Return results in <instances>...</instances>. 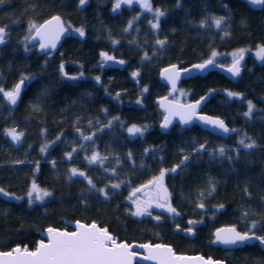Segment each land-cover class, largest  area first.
<instances>
[{"label":"trees","instance_id":"obj_1","mask_svg":"<svg viewBox=\"0 0 264 264\" xmlns=\"http://www.w3.org/2000/svg\"><path fill=\"white\" fill-rule=\"evenodd\" d=\"M114 2L0 3V189L8 193L0 192V250L34 249L46 227L71 229L66 221L79 219L97 221L122 241L164 242L176 252H200L229 264H264L257 246L227 252L211 244L221 225L264 234V60L256 55L264 47V6L151 0L153 10L165 12L154 29V16L136 17L135 10L114 14ZM55 14L73 34L56 54L40 55L27 39L33 25ZM240 50L247 53L245 71L235 81L212 71L180 85L188 100L211 93L203 111L222 117L236 133L225 139L196 125L161 133L155 100L168 89L160 69L188 66L213 53L226 65ZM102 53L119 64L103 67ZM22 79L21 101L11 109L4 93ZM133 126L143 134L130 135ZM9 129L22 132L18 143L9 139ZM93 155L98 159L89 163ZM162 171L177 216L159 223L131 217L126 199L132 188ZM33 184L51 195L30 197ZM187 227L197 230L194 238L183 233Z\"/></svg>","mask_w":264,"mask_h":264},{"label":"snow or ice","instance_id":"obj_2","mask_svg":"<svg viewBox=\"0 0 264 264\" xmlns=\"http://www.w3.org/2000/svg\"><path fill=\"white\" fill-rule=\"evenodd\" d=\"M3 0H0L2 3ZM86 0H80L81 5H83ZM121 2L131 4L133 0H117L115 5V9L120 7ZM139 2V0H137ZM253 4L262 3L264 0H251ZM148 11H151V6L148 3V0H144L142 5ZM164 13L157 12V23L152 24V27L158 28V18L162 16ZM222 18L216 19L215 23L217 27L221 25ZM131 26V23L130 25ZM33 27H36L33 25ZM66 31L65 26L60 22L59 17H54L53 20L48 21L45 25H42L36 28V36L33 39H39L41 41L40 48L41 50H46L48 48H55L57 42L60 39V36L64 34ZM79 31L80 36L84 35L82 30ZM3 33L4 29L0 28V43H3ZM158 43L163 47L164 41H158ZM103 59L112 60L113 57L107 56L106 54H101ZM257 57L261 60H264V47L258 49L256 53ZM216 53H213V58L209 59L203 64L195 65L196 69L203 71L209 65L214 64V58ZM233 63L232 66L228 69L229 72L232 73L233 76H238L240 74V62L244 58V50H240L238 52H234ZM120 63H123L122 61ZM63 66H61V70ZM190 72V70H188ZM167 75V79L169 83H171L172 88L175 90L176 81L179 79L180 73L178 70H173L169 72V70H165ZM135 75V74H134ZM75 79V77H72ZM97 81H99V77H97ZM21 84H23V80H21L20 84H18L12 92H6L4 95L7 99L15 104L17 97L19 96L21 90ZM2 91V90H0ZM146 91V89H145ZM229 96L235 95L234 93H228ZM165 101L167 97L164 98ZM139 103V101H137ZM197 105H187L183 106L179 103L176 104H164L161 102V106L165 108V111L168 112V116L165 117L164 123L161 125L163 128H167L169 124H171V118L173 116H178L182 124H190L192 120L196 117V108ZM251 102H249V112L252 110ZM247 115V113H246ZM203 120L206 124H212L217 128L222 129L227 132L228 129L225 127L224 122L220 120H209L205 117H198ZM130 135L135 136L136 134H143V130L141 128L133 126L128 129ZM12 136L14 141L19 140V136L13 130L9 133ZM85 139H91V137H85ZM241 144H244V141H240ZM247 148H251L253 144H245ZM44 151V149H41ZM221 154H223V149H221ZM98 159L97 155H93L89 159V163H93ZM176 169L173 168L174 172ZM73 175H81L84 173H78L76 169H72ZM165 172L162 171L160 176L156 178L155 181L151 182L155 185L154 193L149 196V200L142 206L137 203V210L132 213L135 216L142 215H151L148 211L150 207L155 206L156 208L165 209L169 213L175 214L176 210L172 208L168 204V193L167 189L163 187V179ZM91 183V181H89ZM113 187H119V185H113ZM144 187H148L145 185ZM137 192L142 191V189H137ZM0 192H3L0 189ZM36 193V199L42 200L43 197L51 195L48 192H43L41 194L40 190L37 188L35 184L32 186V192L29 193V196H32V193ZM3 195L7 196L8 193L3 192ZM135 195V193H133ZM148 195V193H145ZM202 207V205H201ZM155 219H159V217H154ZM189 223H194L193 221H189ZM255 227V225H253ZM79 231L77 232H58L52 228L48 229V243L41 242L38 248L35 251H28L24 249L21 251L20 248H16L13 251L17 253L13 259L15 264H133V259L137 256V253L130 251V247L127 244L120 243L117 244L113 237L108 233L106 229H100L95 224L91 226H85L82 224H78ZM253 237L249 236L247 233L241 234L237 232L234 228L232 229H221L216 233V240L223 244H236L237 242H245L251 240ZM259 239L261 244H264V238L256 237ZM139 247L144 248L147 251L146 256H142L141 259L144 260H153L156 261V264H177L178 261H183L189 258L185 257H176L172 253L170 248H166L163 245H140ZM7 256L13 257L12 252L8 253H0V257ZM199 259V258H194ZM3 264H8L7 261H4ZM210 264V262H207Z\"/></svg>","mask_w":264,"mask_h":264},{"label":"water","instance_id":"obj_3","mask_svg":"<svg viewBox=\"0 0 264 264\" xmlns=\"http://www.w3.org/2000/svg\"><path fill=\"white\" fill-rule=\"evenodd\" d=\"M139 1H142V0H139ZM241 1L245 2L246 4H248L254 10H260L264 6V2L253 4L251 2V0H241ZM134 2H137V0H133L132 3H134ZM121 3H123V2H121ZM124 4H127V3H124ZM54 17H59L60 22L65 26L66 31L64 32L63 35L60 36V39L57 42L56 47L54 49L53 48H48L46 50H41V48H40L41 41L38 38L37 39H33V37L36 36V28H38V27H40L42 25H45L48 21L53 20ZM72 34H73V30L69 26L66 25L63 17L60 14H55V15H52L49 18L45 19L44 21H42L40 24H38L34 28V30L32 31L31 35L27 39V45L29 47L35 46L38 54H40V55L48 54L49 56H52V55L56 54L59 51V49L63 45L65 39L68 38L69 36H71ZM78 35L80 36V34H78ZM105 54L107 56H110L107 53H105ZM246 58H247V53L245 52L244 53V58L240 62V74L238 76H233L232 73L228 71V69L232 66L233 61L230 64H226L225 65V64L219 63L216 60H214V64L209 65L203 71H201L199 69H196L194 67L195 65L203 64V63H205L206 61H208L209 59H212V58H208V59L203 60V61L195 62V63L190 64L188 66H180L179 64L174 63V64H169V65H166V66L162 67L160 69V71H159V80L167 87L168 91H167L166 94H164V95H162L160 97H157L156 100H155L159 110L162 113V118H161V120H160V122L158 124L159 131L161 133L165 134L171 128H173L175 126H179L181 128L186 129V128H191V127L196 125V126L200 127L201 129H203V130H205V131H207V132H209V133H211L213 135H216V136H219V137H222V138H225V139H227L230 136L234 135L236 133V131H237L236 127H232V126L228 125L227 122L220 116L212 115V114H209V113L203 111L204 106L210 100L211 93H206V94H204V95H202V96H200V97H198V98H196L194 100H190L189 102H183V101L176 100L174 98V96L177 94V92H178V90L180 88V85H181V83L184 80H188V79L194 78V77L199 76V75L205 76V75H207L208 73H210L212 71H220L228 80L235 81L237 78H239L241 76L242 64H243V61ZM104 61H105V63L103 65V67L117 66L119 64L118 61L114 57H113L112 60H107L106 61L104 59ZM166 69L169 70V72H171L173 70H178L179 73H180L179 79L176 81L175 90L172 88L171 83H169V80L166 78L167 75L169 74V73L165 72ZM188 70H190V72ZM20 82H21V80L18 81L15 84V86L13 87V89L10 92H12L15 89V87L18 84H20ZM96 83L99 86L101 84L100 79ZM24 88H25V80H23V84H21V90H20L19 96L17 97V100H16L15 104H12L7 99L11 109H15V108L18 107V105H19V103L21 101L23 92H24ZM165 97H167L166 101L164 99ZM161 102H163L164 104H176V103H179L180 105H183V106L197 105V102H199V104H198V106L196 108V117L197 118H194L190 124H182L178 116H173L171 118V120H172L171 124H169V126L167 128H163L161 125L164 123L165 117L168 116V112L165 111V108L161 106ZM198 117H205V118H208L209 120H220V121H223L224 125L228 129V131L225 132L222 129L217 128V127H215L212 124H206V123H204L203 120L199 119ZM151 182H153V181L150 180V181H147V182L139 185L137 188H135L132 191V193L130 194V197H133L136 194H138L139 192H141V191L137 192L136 191L137 189L144 190L146 188L152 187L154 184H152ZM145 185H147L148 187H144ZM163 187L167 189V187H166V185L164 183H163ZM133 193H135V195H133ZM167 193H168V198H169L168 189H167ZM154 221L156 223H158V222L161 221V218L160 217H159V219H155L154 218ZM66 224L71 229L58 228V227H54V226L46 227L45 230L42 231V233H41L42 239L38 242V244L36 245V247L34 249H28L26 247H22V246L18 245V246L13 247L10 250H6V251L0 250V253H8V252H12L13 253V257H7V256L0 257V264H3L4 261H7L8 264H15V261H14L13 258L15 256H17V253H15L13 250L16 249V248H20L21 251H23L24 249H27L28 251H35L38 248V246H39V244L41 242L48 243V229L49 228H52V229H54V230H56L58 232H69V233H72V232L79 231L78 224H82V225H85V226H91V225L95 224L100 229H106L108 231V233L116 241L117 244L124 243V244L129 245L130 251L137 253V256L133 259V264H156V261L141 259L142 256H146L148 254L147 251L144 248L139 247L140 245H145V244L152 245L153 247L156 246V245H163L166 248H170L172 250V253L174 254V256L189 258V259H186V260H183V261H178L177 264H207V262H210V264H228L225 260L213 259L211 257H207V256L203 255L202 253H180V252H176L175 249L173 248V246L171 244H169V243H164V242L152 243V242H139V241H132V242L129 243V242L125 241V240L119 241L118 238H116L115 235L112 232H110L106 227L101 226L97 221H91L90 223H88V222H85V221L77 219V220H68V221H66ZM232 228H234L237 232H239L241 234L247 233L249 236H251L253 238L251 240H249V241L237 242L236 244H223V243H220V242H218L216 240V233H217L218 230H221V229H232ZM183 233L189 238H194L196 233H197V230L195 228L187 227V228L183 229ZM256 237L264 238L262 236L254 234V233L241 231V230H239L237 228L236 225H221V226L217 227L213 231V241H212V243H213V245H216V246L219 245L222 248L232 249V248H242V247H244L247 244H253L254 242H258L260 247H261V249L264 251V244H261L260 240L256 239ZM194 258H199V259H194Z\"/></svg>","mask_w":264,"mask_h":264},{"label":"flooded vegetation","instance_id":"obj_4","mask_svg":"<svg viewBox=\"0 0 264 264\" xmlns=\"http://www.w3.org/2000/svg\"><path fill=\"white\" fill-rule=\"evenodd\" d=\"M116 3H117V0H115V2H114V4H113V13L114 14H117V13H120V12H122V11H127V10H131V11H133V10H135V11H137V14H136V17H141V16H144V12H145V10H144V7H142V5H143V3H144V0H142V1H139V2H134V3H132V4H124V3H121L120 4V7L118 8V9H115L114 10V8H115V5H116ZM148 3L150 4V6H151V9H153L152 8V3H151V0H148ZM163 11V9L162 8H158V11L157 12H162ZM157 12H155L154 13V15H152V16H154L155 18H154V20L155 19H157V15H156V13ZM145 13H147V12H145ZM164 15V14H163ZM160 17V16H159ZM159 19V18H158ZM245 53V52H244ZM213 58V57H212ZM215 60V59H214ZM232 61H233V59H232ZM231 61V62H232ZM218 62V61H217ZM257 63H261V61H259V60H257L256 61ZM244 64H245V60L243 61V64H242V73L245 71V68H244ZM242 73H241V75H242ZM156 178L157 177H155V178H153L152 179V181H155L156 180ZM163 183H164V181H163ZM143 184V183H142ZM165 184V183H164ZM139 185H141V184H139ZM139 185H137L136 187H134V188H132V190H131V192H130V194L132 193V191L135 189V188H137ZM166 185V184H165ZM167 187V186H166ZM168 189V188H167ZM154 191H155V186L153 185L152 187H149V188H146V189H144V190H142L141 192H139L138 194H136L135 196H133V197H130V194H129V196L127 197V199H126V208H127V213L131 216V217H133V218H135V219H137V220H139V221H142V222H144V219H151L154 223H156L155 221H154V217H160L161 218V221H163L166 217H170L171 219H173L174 217H176L177 216V213L175 212V214H173V213H169L168 211H166L165 209H160V208H156L155 206H153V207H150L149 209H148V211L151 213V215H142V216H135V215H133L132 213H134L136 210H137V203H139V204H141L142 206L149 200V196H151L153 193H154ZM145 193H148V195H145ZM168 204L173 208V206H172V204H171V202H170V193H169V198H168ZM160 221V222H161ZM159 223V222H158ZM250 233H254V234H257V235H259V236H262V237H264V234H258V233H255V232H250ZM119 240V239H118ZM119 241H122V240H119ZM212 241H213V233H212V239H211V244L213 245V243H212ZM139 242H144V241H139ZM130 243V242H129ZM257 246V247H259L260 249H261V247H260V245H259V243L258 242H254L253 244H247V245H245L244 247H246V246ZM213 246H215V247H220L221 249H223V250H225V251H227V252H234V251H236L237 249H241V248H232V249H227V248H222L221 246H219V245H213ZM244 247H242V248H244ZM262 250V249H261ZM263 251V250H262ZM264 252V251H263ZM195 253H200V252H195ZM204 255V254H203ZM206 256V255H205ZM207 257H211V256H207ZM211 258H213V259H220V258H214V257H211ZM222 260H224V259H222ZM226 261V260H225ZM227 262V261H226ZM228 263V262H227ZM229 264V263H228Z\"/></svg>","mask_w":264,"mask_h":264},{"label":"rangeland","instance_id":"obj_5","mask_svg":"<svg viewBox=\"0 0 264 264\" xmlns=\"http://www.w3.org/2000/svg\"><path fill=\"white\" fill-rule=\"evenodd\" d=\"M144 10H145V12H147V13H149V14H151V15H154V13L155 12H157L158 10H151V11H148L147 9H145L144 8ZM162 13H165L164 11H162ZM151 17V16H150ZM236 52H238V51H236ZM233 54V53H232ZM232 54H231V57H232V59H233V56H232ZM100 79H101V77H100ZM97 80V79H96ZM183 97V92L180 90V88H179V90H178V92H177V94L174 96V98L176 99V100H179V101H183V102H189L190 100H188V99H185V98H182ZM15 131V133L19 136V140L18 141H14L13 139H12V136L11 135H9V133L10 132H12V131ZM7 134H8V136H9V139L12 141V142H14V143H18L19 141H20V139H21V136H22V132H20L19 130H17V129H9L8 131H7Z\"/></svg>","mask_w":264,"mask_h":264}]
</instances>
